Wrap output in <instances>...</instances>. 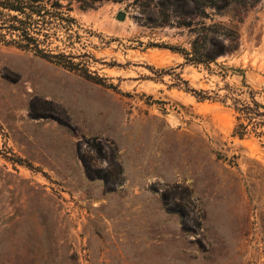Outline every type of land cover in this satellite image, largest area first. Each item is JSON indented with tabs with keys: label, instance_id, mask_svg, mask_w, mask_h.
I'll list each match as a JSON object with an SVG mask.
<instances>
[{
	"label": "rangeland",
	"instance_id": "374dc122",
	"mask_svg": "<svg viewBox=\"0 0 264 264\" xmlns=\"http://www.w3.org/2000/svg\"><path fill=\"white\" fill-rule=\"evenodd\" d=\"M163 1L74 0L81 42L51 49L80 70L0 31V264H264V136H233L231 99L264 105V0ZM201 22L237 34L208 66Z\"/></svg>",
	"mask_w": 264,
	"mask_h": 264
},
{
	"label": "trees",
	"instance_id": "16d2710c",
	"mask_svg": "<svg viewBox=\"0 0 264 264\" xmlns=\"http://www.w3.org/2000/svg\"><path fill=\"white\" fill-rule=\"evenodd\" d=\"M62 0H0V31H6L11 36L10 40H3L8 45H14L21 50L33 52L41 58L63 66L69 70H80L81 63L74 62L72 55L54 53L51 45L54 40L61 41L67 47H74L81 42L79 32L82 26L71 15L72 2L67 5ZM80 3L82 9H93L104 1L120 2L122 0H75ZM251 1V2H247ZM260 0H165L163 5L169 4L177 15H190L193 12L201 17H208L206 8L214 9L215 13L222 14L235 6L247 3L255 5ZM191 3L193 9H191ZM163 23H168L166 20ZM177 24L190 27L193 25L186 19H180ZM195 27V38L191 42L189 51L183 50L188 63L209 65L216 62L221 56H225L236 49L237 34L221 23L206 25L199 23ZM63 35L66 41L60 40ZM5 37V35H2ZM229 41L228 43L226 41ZM66 59V61H63ZM68 59V60H67ZM101 81V80H100ZM201 99H208L202 96ZM235 103L236 126L233 136L244 139L248 133L253 132L257 136H264V105L258 102L254 95L251 101L241 102L236 97L231 98ZM97 151L102 154V148ZM89 172L91 169H88Z\"/></svg>",
	"mask_w": 264,
	"mask_h": 264
},
{
	"label": "water",
	"instance_id": "95a60500",
	"mask_svg": "<svg viewBox=\"0 0 264 264\" xmlns=\"http://www.w3.org/2000/svg\"><path fill=\"white\" fill-rule=\"evenodd\" d=\"M119 18H120V19H122V18H123V16H122V15H120V16H119Z\"/></svg>",
	"mask_w": 264,
	"mask_h": 264
}]
</instances>
